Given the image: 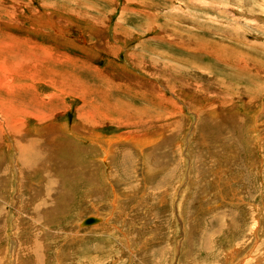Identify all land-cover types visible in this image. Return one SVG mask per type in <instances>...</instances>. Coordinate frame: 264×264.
<instances>
[{
  "label": "rangeland",
  "instance_id": "374dc122",
  "mask_svg": "<svg viewBox=\"0 0 264 264\" xmlns=\"http://www.w3.org/2000/svg\"><path fill=\"white\" fill-rule=\"evenodd\" d=\"M0 264H264V0H0Z\"/></svg>",
  "mask_w": 264,
  "mask_h": 264
},
{
  "label": "bare ground",
  "instance_id": "6f19581e",
  "mask_svg": "<svg viewBox=\"0 0 264 264\" xmlns=\"http://www.w3.org/2000/svg\"><path fill=\"white\" fill-rule=\"evenodd\" d=\"M140 145H142V144H140V142H139L136 146L140 147ZM104 147H105V148H110V144H109V146L104 145ZM140 148H141V150H142V149L144 148V144H143ZM103 155H104V158H107V157H108V151H107L106 153H104ZM104 161H106V159H105ZM104 161H103V162H104ZM104 172H105V171H104ZM95 223H98V220H96L95 222H91V223H87L86 220L84 221V224H86V225H93V224H95Z\"/></svg>",
  "mask_w": 264,
  "mask_h": 264
},
{
  "label": "water",
  "instance_id": "95a60500",
  "mask_svg": "<svg viewBox=\"0 0 264 264\" xmlns=\"http://www.w3.org/2000/svg\"><path fill=\"white\" fill-rule=\"evenodd\" d=\"M96 220H97L96 218L88 217V218L86 219V222H87V223H91V222H95Z\"/></svg>",
  "mask_w": 264,
  "mask_h": 264
}]
</instances>
